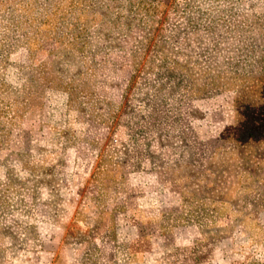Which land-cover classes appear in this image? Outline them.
Masks as SVG:
<instances>
[{
	"label": "rangeland",
	"instance_id": "1",
	"mask_svg": "<svg viewBox=\"0 0 264 264\" xmlns=\"http://www.w3.org/2000/svg\"><path fill=\"white\" fill-rule=\"evenodd\" d=\"M0 264H264V0H0Z\"/></svg>",
	"mask_w": 264,
	"mask_h": 264
}]
</instances>
